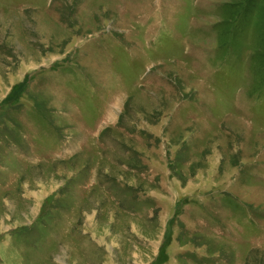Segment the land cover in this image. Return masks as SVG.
Returning <instances> with one entry per match:
<instances>
[{"label":"rangeland","instance_id":"1","mask_svg":"<svg viewBox=\"0 0 264 264\" xmlns=\"http://www.w3.org/2000/svg\"><path fill=\"white\" fill-rule=\"evenodd\" d=\"M0 264H264V0H0Z\"/></svg>","mask_w":264,"mask_h":264},{"label":"crops","instance_id":"2","mask_svg":"<svg viewBox=\"0 0 264 264\" xmlns=\"http://www.w3.org/2000/svg\"><path fill=\"white\" fill-rule=\"evenodd\" d=\"M0 228H1V226H0Z\"/></svg>","mask_w":264,"mask_h":264}]
</instances>
